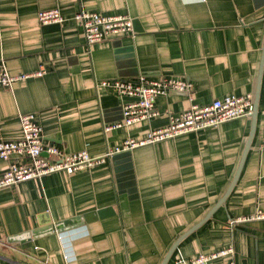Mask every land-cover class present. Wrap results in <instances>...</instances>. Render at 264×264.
Instances as JSON below:
<instances>
[{
	"label": "crops",
	"instance_id": "crops-1",
	"mask_svg": "<svg viewBox=\"0 0 264 264\" xmlns=\"http://www.w3.org/2000/svg\"><path fill=\"white\" fill-rule=\"evenodd\" d=\"M51 7L64 20L41 23L37 12ZM80 9L127 14L132 30L87 46L73 18ZM0 62L13 74L43 69L0 88V138H19V115L33 113L44 144L68 153L115 151L192 104L257 98L250 140L252 118L240 117L0 188V264H162L179 239L165 264L230 245L204 264H264V218L237 221L264 212V0H0ZM140 75L187 78L193 90L159 95L155 115L105 131L122 119L124 98L99 81ZM7 165L0 159V172ZM42 217L66 223L48 232ZM82 226L89 235L73 240Z\"/></svg>",
	"mask_w": 264,
	"mask_h": 264
},
{
	"label": "built area",
	"instance_id": "built-area-1",
	"mask_svg": "<svg viewBox=\"0 0 264 264\" xmlns=\"http://www.w3.org/2000/svg\"><path fill=\"white\" fill-rule=\"evenodd\" d=\"M37 16L41 23L64 20V16L57 7L40 9L37 12ZM73 18L82 26L87 46L110 34L125 33L132 30V20L127 14H102L97 11L80 9L74 13ZM42 73L43 69H38L13 74L9 72L3 62H0V88H11L17 79L38 76ZM99 85L112 89L124 98L122 119L105 125V131L131 125L152 117L155 115L153 112L154 100L159 95H164L171 90L183 93H191L193 90V83L190 79L174 75H162L157 78L140 75L135 79L115 77L101 79ZM252 111L253 100L251 94L226 96L202 106L192 104L182 112L171 115L166 125L151 129L143 138H127L123 141L120 148H116L115 151L109 150L102 156H92L86 150L70 153L62 152L55 146L44 144L41 126L36 121L35 115L33 113L20 114L21 136L14 140L0 138V159L8 161L6 169L0 172V188L56 171H64L71 174L80 169L93 168L105 163L106 159L117 151L163 141L207 127H216L229 120L249 117ZM12 155L26 157L28 162H9ZM49 156H52V158H49ZM262 218H264V212L257 210L254 214L239 218L237 221L242 222ZM232 251L233 246L230 245L225 250L216 253H200L189 258V264H204L218 255L231 253ZM228 264L236 263L231 261Z\"/></svg>",
	"mask_w": 264,
	"mask_h": 264
},
{
	"label": "water",
	"instance_id": "water-1",
	"mask_svg": "<svg viewBox=\"0 0 264 264\" xmlns=\"http://www.w3.org/2000/svg\"><path fill=\"white\" fill-rule=\"evenodd\" d=\"M256 110H257V98L255 99V102H254V104H253V111H252V114H251V118H252V128H251V133H250V136H249V140L251 139V137H252V135H253V132H254V123H255V117H256ZM249 144H250V142H247V145H246L245 150H244V152H243V155H242V157H241V160H240L239 166H238V168H237V171H236V173H235V176H234L233 180L231 181V184H230V186H229V188H228V190H227L228 192H229V190L233 187V185L235 184V182H236L237 179H238V176H239V173H240L241 167H242V165H243V161H244V158H245L246 152H247V150H248V148H249ZM225 195H227V192H226ZM107 211H109V209L99 210V211L96 212V214H97L98 217H102V216L104 215V213L107 212ZM85 217H87V216H85ZM65 223H66V222H61V223H59V224H50L49 219H45V217H42V220H41V223H40V224L45 225V226H44V229L47 230L48 232H51V231H53V227H56V230H59V229L62 227L61 225L65 224ZM39 229H40V228H37V229H35V230H31V231L26 235V240L31 239V238H36V237H38ZM179 240H180V239H179ZM179 240L176 241V242L172 245V247L170 248L169 252H168L167 255L165 256V258H164L162 264H165V263L167 262L168 258L170 257L172 251H173L174 248L176 247V245H177V243L179 242Z\"/></svg>",
	"mask_w": 264,
	"mask_h": 264
},
{
	"label": "clouds",
	"instance_id": "clouds-1",
	"mask_svg": "<svg viewBox=\"0 0 264 264\" xmlns=\"http://www.w3.org/2000/svg\"><path fill=\"white\" fill-rule=\"evenodd\" d=\"M189 2H191V0H184V3H189ZM88 235H89L88 228L86 226H82L75 233L72 234V239L73 240L84 239ZM59 239L64 242L65 246L68 245L69 239H68V234L67 233L62 234ZM66 260H75L74 252H70L69 256L66 257Z\"/></svg>",
	"mask_w": 264,
	"mask_h": 264
}]
</instances>
